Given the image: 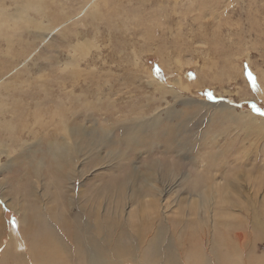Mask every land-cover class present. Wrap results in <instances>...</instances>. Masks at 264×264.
Listing matches in <instances>:
<instances>
[{
	"label": "rangeland",
	"instance_id": "1",
	"mask_svg": "<svg viewBox=\"0 0 264 264\" xmlns=\"http://www.w3.org/2000/svg\"><path fill=\"white\" fill-rule=\"evenodd\" d=\"M226 252L264 264V0H0V264Z\"/></svg>",
	"mask_w": 264,
	"mask_h": 264
},
{
	"label": "bare ground",
	"instance_id": "2",
	"mask_svg": "<svg viewBox=\"0 0 264 264\" xmlns=\"http://www.w3.org/2000/svg\"><path fill=\"white\" fill-rule=\"evenodd\" d=\"M18 12V9L16 10V13ZM251 115V114H250ZM18 233V232H17ZM20 236V235H19ZM237 237H238V235H237ZM215 246H217V245H215ZM25 248V247H24ZM31 249V248H30ZM212 249V248H211ZM43 251L44 252H51V253H53V251L51 250V249H49V248H47V249H43ZM98 252V251H97ZM22 253V252H21ZM34 254V253H33ZM100 255H101V252L99 253ZM109 257H110V255H109ZM235 257H237V256H235ZM192 258V257H191ZM240 258H242V257H240ZM260 258V257H259ZM195 259V258H194ZM224 259V264H240V260L238 259V258H233V254H231V253H229V252H226L225 253V258H223ZM195 260H197V259H195ZM199 261V260H198ZM197 261V262H198ZM207 262L209 263V261H207L206 259H203L199 264H207ZM92 264V263H91ZM261 264V263H260Z\"/></svg>",
	"mask_w": 264,
	"mask_h": 264
},
{
	"label": "snow or ice",
	"instance_id": "3",
	"mask_svg": "<svg viewBox=\"0 0 264 264\" xmlns=\"http://www.w3.org/2000/svg\"><path fill=\"white\" fill-rule=\"evenodd\" d=\"M249 78L251 79V73H249ZM255 82L253 81V84H254Z\"/></svg>",
	"mask_w": 264,
	"mask_h": 264
}]
</instances>
